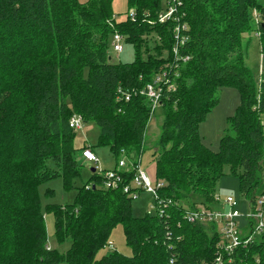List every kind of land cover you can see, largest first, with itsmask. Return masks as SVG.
Returning a JSON list of instances; mask_svg holds the SVG:
<instances>
[{
    "label": "trees",
    "instance_id": "1",
    "mask_svg": "<svg viewBox=\"0 0 264 264\" xmlns=\"http://www.w3.org/2000/svg\"><path fill=\"white\" fill-rule=\"evenodd\" d=\"M180 2L176 16L189 30L177 59L176 23L159 22L166 0H128L124 22L113 20L112 0H0V264H169L173 258L208 264L219 252V229L189 224L185 213L215 204L226 166L251 205L264 194V72L259 86L242 49L243 35L255 33L264 60V3ZM116 33L134 47L133 63L112 62ZM164 72L174 89L164 88L153 157L155 180L164 183L159 199L172 205L164 218L135 217V200L123 187L133 182L140 161L120 172L119 189H104L96 172L76 188L83 169L78 155L94 147H75L70 121L79 116L96 123L100 145L110 147L118 163L122 151L140 159L155 115L140 92ZM224 87L237 88L241 102L213 152L201 142L199 126ZM59 178L67 191L76 190L73 204L46 208L55 216L56 241L71 242L65 254L48 249L39 193ZM117 226L132 256L113 251L98 260ZM257 238L226 264H264V233Z\"/></svg>",
    "mask_w": 264,
    "mask_h": 264
},
{
    "label": "rangeland",
    "instance_id": "2",
    "mask_svg": "<svg viewBox=\"0 0 264 264\" xmlns=\"http://www.w3.org/2000/svg\"><path fill=\"white\" fill-rule=\"evenodd\" d=\"M89 0H81L82 3H87ZM264 3V0H261ZM113 13L117 18V22H124L127 19L128 0H112ZM243 52L245 64L250 70L254 80L258 81L259 86L262 82V73L264 72V60L261 55L260 41L255 36V33H247L243 35ZM110 57L113 63L131 64L135 61L134 47L129 43H123V52L118 56L113 49L110 50ZM219 102L216 107L206 116L205 120L199 126V137L201 142L213 152H218L220 149L221 138L230 129L229 118L234 116L241 102L240 92L234 87H224L218 91ZM163 116L161 110H157L154 117L151 119L144 152L140 159L135 154L128 155L122 151L121 160L127 163L126 169L136 161L143 172H145L152 181L155 180V159L154 147L160 138L161 124ZM100 127L93 122L84 123L83 126L76 130L75 147L80 149L84 146L94 147V151L98 156L101 166L106 171H112L116 168L118 160L111 152L110 147L102 146L99 143ZM83 164L82 175L76 180V188L83 187L87 184L92 176V165L84 162L81 159V153L78 155ZM120 160V161H121ZM136 168V167H135ZM225 175L220 179L217 186V193L214 195V200L219 197L221 200L232 198L236 203V210L242 215L238 220L239 227L248 226V221L244 218L250 213V203L242 196L240 191V182L238 176L234 175L229 166L224 169ZM42 207L44 209V218L46 221V231L49 240V248L58 250L61 254H65L71 248V242L67 241L59 244L56 241V225L55 216L53 213L47 212L48 205H71L76 198V190L67 191L62 178L53 179L39 187ZM154 198L142 192L134 201L133 215L135 217H143L150 207L153 205ZM259 238V235H256ZM257 238V239H258ZM109 246L100 250L97 254V259L111 254L115 251L123 255L131 257L133 252L126 244L125 232L122 226L114 228L109 239ZM111 246L113 249H111ZM63 264V263H61Z\"/></svg>",
    "mask_w": 264,
    "mask_h": 264
},
{
    "label": "built area",
    "instance_id": "3",
    "mask_svg": "<svg viewBox=\"0 0 264 264\" xmlns=\"http://www.w3.org/2000/svg\"><path fill=\"white\" fill-rule=\"evenodd\" d=\"M166 1V9L160 14L159 22L166 24L174 21L176 23L174 34L177 44L173 49V53L177 58L179 56V45H183L188 39L185 33L188 32L189 28L187 24L181 23L176 16L178 7L181 6L180 0ZM134 15L135 13L132 12L131 16L134 17ZM115 19L116 17L114 16L113 20ZM123 43H125V38L119 33L114 34L112 48L118 56L123 52ZM183 60L187 62L189 58L186 57ZM170 83L167 72H164L159 74L153 80V83L147 85V87L140 92L141 95L145 96L150 102L152 114L161 109L164 88L167 87L169 90L174 89V85ZM119 94L121 97H125L127 101L131 98L130 93L123 91V89L119 90ZM83 124L84 121L81 117L74 116L70 121V128L76 131L81 128ZM81 159L91 164L95 172L104 177V189L116 190L123 186L124 178L120 172L126 169L127 163L125 160L119 161L118 171H106L102 168L98 156L91 149L82 151ZM135 169L136 175L134 180L131 185L123 187L124 193L128 194L134 200L139 196V192L135 190H142L151 195L154 198V202L150 207L151 211H148L147 214L164 218L167 215L169 206L172 205L171 201L165 202L159 199L158 191L164 187V183L157 182L156 180L152 181L151 178L141 170L139 165ZM236 207L237 203L232 198L221 200L217 197L212 207L199 205L195 210H188L185 213V221L189 224H215L219 229L221 235V240L218 245L219 252L216 259L208 264H226V261L230 262L236 249L242 246H248L255 239L256 235H262L264 233V194L258 197L253 205L250 204V213L244 217L248 221V226L250 225L251 227L250 233H248L247 236L243 235V229L246 227H239L238 220L242 218V215L236 210ZM111 249H113L112 246ZM169 264H176V260L174 258L171 259Z\"/></svg>",
    "mask_w": 264,
    "mask_h": 264
},
{
    "label": "water",
    "instance_id": "4",
    "mask_svg": "<svg viewBox=\"0 0 264 264\" xmlns=\"http://www.w3.org/2000/svg\"><path fill=\"white\" fill-rule=\"evenodd\" d=\"M91 172H92V173H95V169H92Z\"/></svg>",
    "mask_w": 264,
    "mask_h": 264
},
{
    "label": "crops",
    "instance_id": "5",
    "mask_svg": "<svg viewBox=\"0 0 264 264\" xmlns=\"http://www.w3.org/2000/svg\"><path fill=\"white\" fill-rule=\"evenodd\" d=\"M93 152L96 154V152L93 150Z\"/></svg>",
    "mask_w": 264,
    "mask_h": 264
}]
</instances>
